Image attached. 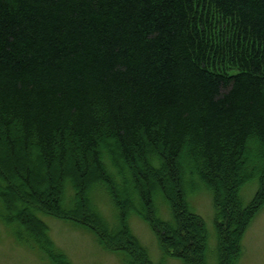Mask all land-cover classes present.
Instances as JSON below:
<instances>
[{
	"label": "trees",
	"instance_id": "trees-1",
	"mask_svg": "<svg viewBox=\"0 0 264 264\" xmlns=\"http://www.w3.org/2000/svg\"><path fill=\"white\" fill-rule=\"evenodd\" d=\"M197 179L216 264H238L264 205V0H0V218L20 242L53 243L43 213L98 224L127 264H156L130 230L138 215L160 264H208Z\"/></svg>",
	"mask_w": 264,
	"mask_h": 264
},
{
	"label": "rangeland",
	"instance_id": "rangeland-1",
	"mask_svg": "<svg viewBox=\"0 0 264 264\" xmlns=\"http://www.w3.org/2000/svg\"><path fill=\"white\" fill-rule=\"evenodd\" d=\"M33 151V149H32ZM34 156V151H33ZM257 157L254 156L253 163ZM41 163L40 157L38 163ZM35 163V167L39 168ZM110 170L113 167L107 162ZM195 188L187 187L192 209L200 214L209 232L208 264H216L217 260V232L215 226V207L212 192L199 179L195 181ZM258 179L249 181L242 190V198L248 204L258 190ZM94 200L99 206L100 213L112 230L118 229L119 220L115 208L110 203L107 194L95 193ZM1 205V204H0ZM160 211L164 219L171 218L170 211L161 206ZM0 212L3 210L0 206ZM41 218L46 222L48 233L53 241L49 247H32L30 243H22L16 236L13 222L0 218V264H127L124 255L129 253L126 245L115 244L108 231L102 226L85 225L76 221H66L63 218L46 216ZM2 214H0L1 216ZM130 230L139 239L137 244L141 251L149 252L156 264L161 263V252L157 244V235L153 226L142 216L131 219ZM129 230V231H130ZM111 231V230H110ZM116 231V230H115ZM117 233V231H116ZM140 243H142V247ZM244 252L238 264H264V205L251 221L243 241ZM55 249V250H54ZM165 264H183L179 260L170 259Z\"/></svg>",
	"mask_w": 264,
	"mask_h": 264
}]
</instances>
